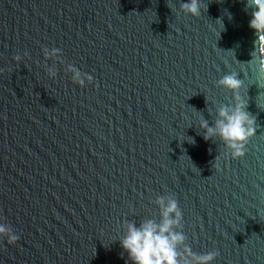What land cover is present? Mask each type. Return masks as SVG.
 Returning a JSON list of instances; mask_svg holds the SVG:
<instances>
[{
	"label": "water",
	"instance_id": "obj_1",
	"mask_svg": "<svg viewBox=\"0 0 264 264\" xmlns=\"http://www.w3.org/2000/svg\"><path fill=\"white\" fill-rule=\"evenodd\" d=\"M184 2L0 0V218L19 236L0 242V264H132L124 225L159 222L155 200L167 195L193 253L264 264V88L251 9L203 0L197 18L179 11ZM68 65L92 83H74ZM232 72L256 120L242 158L199 127L232 104L217 86Z\"/></svg>",
	"mask_w": 264,
	"mask_h": 264
},
{
	"label": "clouds",
	"instance_id": "obj_2",
	"mask_svg": "<svg viewBox=\"0 0 264 264\" xmlns=\"http://www.w3.org/2000/svg\"><path fill=\"white\" fill-rule=\"evenodd\" d=\"M246 8L251 9L249 28L254 30L258 37L255 42L256 51L251 54V62L256 61L259 65V75L255 83L258 87L264 88V0H246ZM201 9H206L203 0H187L179 5V11L186 16L198 18L201 16ZM216 24L219 25V30L224 29L221 20L218 19ZM42 51L45 60L55 58L63 63L60 60L59 49L44 48ZM27 55L28 53L25 52L24 56ZM257 57H259L258 61ZM14 59L20 62L22 57L16 55ZM46 71L49 78L54 79L57 75L55 65L46 66ZM66 71L71 73L72 81L80 87H84L85 82L93 81L91 75L82 73L73 65H68ZM217 86L232 94V104L221 105L218 108L216 113L218 118L214 126H209L202 118L199 120V127L204 130L203 139L207 141L213 136H218L232 158H242L248 141L256 132L255 117L246 111L247 98L240 94L243 80L238 79L237 74L232 72L222 76L217 81ZM155 204L159 208V222L153 219L144 220L139 225L127 222L124 225L125 234L118 239L132 264H213L219 256L218 251L199 255L193 253L185 244L183 217L176 198L172 195L158 196ZM4 238L8 245L15 244L19 240L13 229L0 218V242Z\"/></svg>",
	"mask_w": 264,
	"mask_h": 264
}]
</instances>
